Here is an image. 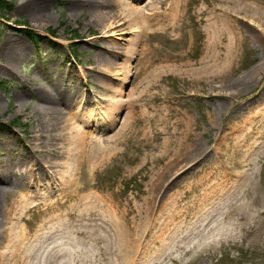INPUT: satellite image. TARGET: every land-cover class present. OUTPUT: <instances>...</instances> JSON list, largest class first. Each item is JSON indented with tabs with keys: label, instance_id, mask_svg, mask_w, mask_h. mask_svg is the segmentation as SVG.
<instances>
[{
	"label": "rangeland",
	"instance_id": "rangeland-1",
	"mask_svg": "<svg viewBox=\"0 0 264 264\" xmlns=\"http://www.w3.org/2000/svg\"><path fill=\"white\" fill-rule=\"evenodd\" d=\"M9 1L13 8L8 16L0 17V49L11 37L22 39L27 47L13 61L15 75L0 72V170L14 163L17 171L28 169V175L23 173L21 182L0 181V204H26L22 219L15 218L12 224L29 236L24 247H0L10 252L9 264H264V242L254 234L237 230L221 241L216 239L223 225L229 224L230 220L221 221V217L233 201L232 181L220 179L223 169L227 171L224 178L230 172L233 176L247 174L246 179L235 178L243 187L253 179L264 198V95L256 101L257 86L264 81V0H244L251 4L247 16L231 10L233 26L226 24L228 15L213 11L217 5L232 6L230 0H168V5L175 1L177 12L167 10L165 24L143 21V26L127 28L116 25L123 20L110 6L105 7L109 12L103 19V12L83 0ZM29 1L41 4L36 17L24 8ZM231 29L240 32L235 37ZM214 49L221 57L211 74L198 62ZM101 50L117 58L100 63L97 53ZM113 50L119 52L114 55ZM186 61L192 65L179 71L177 66ZM96 67L113 76L94 72ZM52 81L66 93L77 91L76 101L63 110L65 118L104 108L107 117L117 114L115 126L101 130L81 118L72 132L74 144L58 139L65 132L61 127L42 130L39 113L33 111L39 101L33 89L49 87ZM19 93L23 99L18 101ZM116 99L124 104H112ZM176 129L192 130L202 153L193 161L179 162L184 167L178 171H182L176 170L164 180V187L154 190L163 169L171 174L165 150ZM112 135L106 161L84 158L85 152L80 155L82 147L90 148L98 138ZM253 140L261 142L254 151ZM53 155L62 163H71L70 169L63 167L70 173L66 186L39 175L42 165L36 161L44 163ZM244 159L251 162L238 165ZM35 186L39 187L36 193ZM148 198L154 204L166 202L163 205L169 208L153 211ZM104 201L115 208L127 228L131 224L143 232L148 217L154 215L159 222L169 209L177 213L159 239H153L157 227L146 233L142 247L139 233L128 228L138 245L121 257L111 252L116 247L98 243L91 235L101 218L105 219L100 210ZM71 204L76 213L68 215ZM205 211H211L209 221L204 219ZM38 232L42 240L37 243L33 238ZM112 237L110 228L109 244ZM159 240L168 242L167 246L158 247ZM146 242L151 245L145 246Z\"/></svg>",
	"mask_w": 264,
	"mask_h": 264
},
{
	"label": "bare ground",
	"instance_id": "bare-ground-1",
	"mask_svg": "<svg viewBox=\"0 0 264 264\" xmlns=\"http://www.w3.org/2000/svg\"><path fill=\"white\" fill-rule=\"evenodd\" d=\"M30 1L25 4L24 8H26V10L29 11L33 17H36L37 16L36 11L41 9V4H39L38 2V4L33 5L32 2ZM135 1L139 2V5L133 4L129 0L128 1L126 0H83V3L90 4V6H92V9L97 10L99 13L103 12L102 14L104 15L103 19L107 17V13L109 12V10H105L106 9L105 7L110 6V11L115 10L114 13L122 18L123 21H120V20L116 21V23L118 22L116 25L121 26L122 28L130 27L132 24L143 26L144 25L143 21H146L147 24L154 23V24L163 25L165 24L166 19H169V17L167 16V13H168L167 10L170 9V10H173L175 13L177 12V9L175 8V1L173 5L172 3L168 5V0H146L143 3L141 2V0H135ZM221 1H224V0H221ZM243 1L244 0H230V2L232 3V6H224L222 4L221 6L217 5L216 7L213 8L214 9L213 11L219 10L222 13L228 15V17L224 15L227 19L226 24L227 26H233V24L230 23V20H229V16L234 14L231 10H234V12L237 14H242V12H244L243 16H247L248 14L247 11L249 12V10L251 9V4L247 2L243 3ZM103 4H104V9L101 8L102 9L101 10L100 7H102ZM260 16L262 17V15ZM40 19L46 20L44 17L42 18L40 17ZM171 20L174 21L176 20V18H171ZM258 22H261V21L258 20ZM247 23L250 24L249 22ZM230 31L231 33L232 32L235 33V37H236V32H240L237 29H231ZM262 33L264 35V32ZM136 34L139 35V31H137ZM26 47H27V44L22 39L14 38V37L6 39L5 44L0 49V57L3 59V62H0V72H3L4 74H8L11 76L15 75L13 61L17 59L16 56L19 55L21 51L25 49ZM103 50L107 51V49H104V48ZM103 50L97 53V60H99L100 63L101 62L105 63V61H107L108 63H112V61H115L112 59L117 58V56H114L115 58L109 57L108 55L105 54V51ZM113 52H114V55H116L119 51L113 50ZM220 57H221V52L214 49L207 59L203 58V60H201L198 63L200 64L201 68H203L205 71L210 72L212 74V72L214 71V67L217 66L218 60ZM262 64L264 67V60L262 61ZM191 65L192 64L190 62L186 61L178 65L177 68L179 71H181L183 66L185 67V69H187ZM93 70L94 72H104L108 76L109 75L113 76V74H111L110 72H107V70L103 67H96V68H93ZM115 73H118V71H116ZM114 78H117V77L114 76ZM257 87L258 89L256 93H258L257 94L258 96H256L257 97L256 101H258L259 97L264 95V81L262 82V84L258 85ZM33 90L39 98L38 104L33 109V111H38L39 113L37 117L38 118L37 122L40 123V125L38 126L42 128V130L45 128L46 131H52L56 127H61V130H65V132L63 133L62 131V133L58 137L60 141H63L62 143L64 142L66 143V141L68 140L69 144H74L73 143L74 136L72 135V132H74V130L77 129L76 122H79L81 118H82V121H85V122L86 121L88 122L89 120L92 121L91 124H93L94 127L101 129V130L109 129L111 125L115 126V123H116L115 117L117 116V114L114 115L113 118L107 117L106 115H104V112H105L104 108L100 109L97 112H94L95 114L91 113L86 116L85 113L74 112L71 114L70 118L68 117L65 118L62 115V113L65 111V108L70 107V105L76 101L77 96L75 97V94L77 91L66 93L65 91L59 88V85L57 84L56 81H52L49 87H45L43 85H37L35 89ZM27 92H31L29 87L27 89ZM17 96H18V101L23 99V95L21 93H19ZM111 103L117 106L119 104H124L121 99H116L112 101ZM0 104H1V99H0ZM100 115H103L101 120H99ZM91 116H95V117H91ZM63 117H64V120H63ZM73 119L75 121H73ZM61 120L64 121L63 124H60ZM118 132L119 131H117V133ZM42 134H43V131L41 132L40 135ZM173 135H175V137L172 139H168L169 147L167 150H165L170 159L166 164L167 166L171 167V174L167 171V169H163V171L160 172L161 175L159 176L157 181L154 183V186H153L154 190H158L159 189L158 187L160 186L164 187V183H166L164 180L170 179L171 177H173V175L176 173V170L177 172L182 171V170L178 171L184 167L183 166L180 168L178 166L179 162L193 161L202 153V150H199L200 145L198 144V141L194 139L196 137L194 133L192 132V130L176 129L173 132ZM115 136L113 135L107 136L104 140L101 139V137L98 138L96 142L94 143V145H92V147L90 148H86L85 146L82 147V149H80V152H79L80 155L83 156L85 152L86 155L84 156V158L90 157V159H94L98 161V163L106 161L105 156L107 154V151L111 147L109 144H111ZM105 142H106V146L104 144ZM242 142L244 143L245 141H242ZM255 142L256 140H253L250 143V145L255 144ZM260 143L261 142L255 145H252L251 147L252 150L254 151V149H256V147H258ZM236 144H241V143H238V140H237ZM58 147L62 149V145H59ZM55 151H57L56 148H55ZM57 152L63 153L61 152V150ZM71 154L74 155L73 151H71ZM55 156L57 155H53L52 158L45 160L44 163L38 160L36 161L37 165H39V163L40 165H42V169H40L42 170V173H40L39 175L47 179L48 182L49 181L53 183L56 182L57 185L61 184V185L66 186L67 183H66L65 177L67 178V176H69L70 173L67 174V171L64 172L63 167L64 166L67 167V170H68L72 167L71 163L69 164L67 162L62 163L57 158H55ZM82 156L79 158V160L81 161H83L84 159V158L82 159ZM241 162L243 164H249L251 161L244 159L243 161H239L238 165L239 164L242 165ZM189 167H192V166L190 165ZM61 169L63 170V172H59L60 175H58L57 173ZM27 170L28 169L22 172L17 171V168L14 166V163L12 165L6 164L0 170L2 171L0 172V181L5 182L8 180H12V181L21 182V179L24 177L23 173L24 175H28ZM9 172L10 173L12 172L13 175H11ZM226 173L227 171L223 169L222 174L225 175ZM223 175L220 177L221 180L223 179L224 181H228V182L232 181L230 183L229 190L231 191L233 195V201L228 204V207L225 210L224 215L221 217V221H223L224 219L230 220L229 224L228 226L223 225V227L220 229L221 237L219 239L218 238L216 239L218 241H221L222 237H228L232 234H235L237 230H241L243 231L244 234H254L259 239H261L260 241L264 242V198L262 197L260 192L256 191L255 189L256 182L252 179L248 187H243L242 183L237 179H240V178L246 179L248 175L245 174L244 172L238 175L234 174L237 177V179L235 178V176L231 174V172H230V175H228V177L226 175L224 178ZM253 176L254 175H251V177ZM33 177L34 179L36 178L35 174L31 175V178ZM31 178L29 179V182L32 183V185H35L33 184L34 181ZM29 182H27L25 185H29ZM67 182H71V181L67 180ZM74 183H75L74 188H77V184H78L77 178H76V182L74 180ZM1 187L2 186L0 185V189ZM38 188L39 187L35 186L33 192L35 193L38 192L37 191ZM27 192L28 191L26 190V193ZM24 195L25 196L27 195V197H31L28 194H24ZM154 202L155 201L152 202L151 198L147 199L148 208H150V205L153 206V211L160 209V211L163 212L164 208H169L168 206L165 207L163 205L166 202L161 203L160 201L157 204H154ZM23 203L24 202H20V204H17V205L12 204L9 207H2L0 204V247H13V246L14 247H24L23 243L29 237L28 232L26 230L23 231L24 229L18 232L19 230H15L12 224L13 219L15 218H18L19 220L22 219L21 217L23 216V211L26 208L25 207L26 204L23 205ZM104 203L106 205L102 207L100 210L104 214L105 219L101 218L102 221L98 224L97 231L96 229L95 230L93 229L91 231L92 232L91 235L95 237L96 242L98 243L104 242L105 246L107 247H111V245L113 247H116L114 249L112 248L111 252H114L116 255H120L121 257L124 255H127L128 253L130 254L132 252V249H130L129 247H137L138 245L137 244L138 241L136 240L134 235L131 237L130 235H128L129 230L133 229L134 234L139 233V247H142V237L145 238L144 236L147 235L146 233H148L154 227L155 228L157 227L155 230L153 229V232L155 235L153 239L154 240L159 239V236H160L159 233H163L166 230V228L172 223L173 219L176 217L175 215L177 213L175 210H172L171 208L169 209V211L167 210L168 211L166 214L167 216L162 221H159V222L156 220V217L154 215H152L151 218L148 217L147 220L149 222L147 225L148 226L147 230L145 232L138 230L137 227H134L131 224H129L128 226L129 230H128V228L125 225L126 223L122 221V217H120L119 213H117L115 208L114 207L112 208L111 206L110 207L107 206V202L105 201ZM96 205L97 204H95V207ZM170 207H174V206H170ZM73 208H74V205L71 204L69 208H67L68 211H66V213L68 215L75 214L76 212ZM210 212L211 211L204 212V217H205L204 219L206 221H209L207 219H209L210 217ZM110 228L113 232L111 244H109L110 243L109 241ZM136 230L138 231L136 232ZM77 233L81 234V231L77 230ZM33 239L37 241V243L41 242L42 234H40L39 232L36 233ZM160 242H161V245H159L158 247L167 246L168 242H165L164 240H161ZM33 244L36 245V243H33ZM33 244L29 245L28 247H33ZM149 245L151 244L149 242H146L145 246H149ZM41 247H42V243H41ZM0 259L3 262V264H9V259H11L10 252L6 250L0 251ZM14 264H16V261L14 262ZM146 264H151V263L147 261Z\"/></svg>",
	"mask_w": 264,
	"mask_h": 264
},
{
	"label": "trees",
	"instance_id": "trees-1",
	"mask_svg": "<svg viewBox=\"0 0 264 264\" xmlns=\"http://www.w3.org/2000/svg\"><path fill=\"white\" fill-rule=\"evenodd\" d=\"M13 8V3L9 0H0V17L9 15V11Z\"/></svg>",
	"mask_w": 264,
	"mask_h": 264
}]
</instances>
